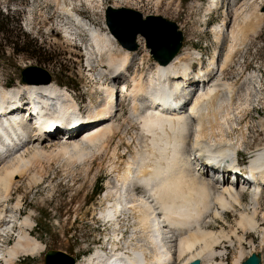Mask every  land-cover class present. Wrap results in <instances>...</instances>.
Listing matches in <instances>:
<instances>
[{
    "label": "bare ground",
    "instance_id": "1",
    "mask_svg": "<svg viewBox=\"0 0 264 264\" xmlns=\"http://www.w3.org/2000/svg\"><path fill=\"white\" fill-rule=\"evenodd\" d=\"M85 3L90 7L94 4L100 6L102 0H85ZM213 5L215 6L212 4L208 7V11ZM235 6L236 4L233 5V9ZM242 7H244L242 10H246L247 5ZM242 10L239 11L241 14ZM60 11L70 19L72 25L66 24L65 36L72 37L80 30L88 32L89 39L85 45L88 61H101V57L108 55L107 70H105L107 75L115 76H110L113 83L118 79L122 81L116 76L127 73L131 66L132 61L128 51L118 48L119 54L120 52L122 54L120 58L114 57L111 52L116 50L118 45L110 34L91 30L86 21L68 7L61 6ZM240 13H236V17ZM246 16L241 24L234 20L229 32L223 29L226 28L224 22L215 28L220 33V37L224 36V31L227 32L226 39L230 44L221 63L218 60V54L214 53L209 63L210 69L193 72L191 67L181 60L182 54H179L166 66L156 64L147 75L135 74L130 77L129 89L125 82L120 84L126 90L125 97H128L132 103V117L134 115V118L140 121L141 135L145 137L147 145L144 150H138L133 157L128 158L121 172L116 174L114 185L108 186L104 199L110 201L115 196L117 199L122 198L123 203L126 204L127 200L118 193L119 188L121 186L129 188L131 183L143 186L141 191L145 195L137 193L136 195L133 192L127 197L131 200L129 211L135 215V220L139 223L141 239L148 245L140 243L141 246L138 244L137 247H133L134 249L126 250L122 247L124 251H121L119 246L124 237L119 238L114 231L115 239L106 242L109 249L107 246L104 251L97 249L76 264H174L180 260L179 264H190L193 260H200L201 264H222L215 260L221 257L223 252L216 251L215 248L222 238L228 239V237L223 230L216 233L208 229L214 219H220L223 213L239 207L250 211L248 214L245 212L239 214L240 221L237 227L243 232L257 231L259 226L256 219L259 215L264 221V214L258 211V202L261 197L259 188L251 189L250 205H244L241 190L234 188L233 184L229 183L230 179L219 182L218 179L222 177L223 172H216L217 169L229 171L236 166L238 152L249 131L248 122L244 125L239 123L248 109L249 103L246 101L250 99V91L253 96L260 97L259 90H255L254 87L252 90L246 87L244 99H241L242 96L238 95V90L233 85H222L219 82L212 85V79L217 72L221 76L231 64L235 51L245 42L248 31L255 30V25L252 28H250L252 25L249 27L250 15L249 19ZM253 16L252 21H255L253 23L259 25L263 23V13L256 11ZM220 37H217V40ZM196 55V57L200 56ZM88 67L91 66L88 65ZM190 76H193L192 80L196 81L190 83ZM253 78L255 75L251 77ZM206 81L207 83L202 85ZM257 81L260 85L259 79ZM23 85L25 88L34 85L41 90L43 93L41 96L44 99L42 103L48 111L73 117L77 113L74 110L76 105L68 104V92L62 91L51 82L46 83L45 78L42 82L26 83L25 81ZM195 88H198L199 93L194 97L191 92L196 90ZM19 91L20 89L10 92L0 90V104L6 102L7 95H14ZM103 94L104 99L99 100V104L87 114L92 121L105 120L108 122L107 125L101 128L95 126L94 129L91 128L85 132L83 130L84 133L79 139L76 138V132L69 134L64 141H61L57 135L45 136L36 132H27L31 128L29 125L26 127L27 131L16 123L12 126L10 120L14 117L6 116L5 111H0V205L9 198L14 178L26 175L25 172L31 161L48 153L42 144L46 139L47 142L54 144L52 150H49L51 147H46L51 154L62 153L64 156L81 159L86 153L107 152L109 142L117 129L113 124L118 111L116 110L113 114V102L117 96L114 85L107 86ZM166 97L168 99H162ZM187 99L189 103L183 106ZM158 102H162L161 106L164 110L169 107L175 108L176 111H173L175 116L152 113L151 109L155 108ZM179 109L183 113L176 115ZM58 122L56 124L60 127H71L61 120ZM91 130L95 131L89 133ZM115 152L116 149L113 150L112 155H115ZM110 170V172L115 171L114 164L110 165ZM246 170L249 172L251 183L256 186L264 184V147L258 149L250 158ZM248 182V187L251 188V183ZM18 206L17 203L14 208ZM7 210V206L0 208V239L7 232H11L17 219L12 211L7 213ZM111 213L112 210L103 209L100 215L106 220L112 217L113 213ZM117 223L112 224L110 228L118 229ZM19 224L20 227L25 226L31 229L33 223L26 217ZM259 234L260 251L264 252L263 228H260ZM156 237L162 239L161 243L158 244ZM44 250L45 247L40 241L29 232L20 230L12 248L7 251L0 249V261L4 264H13L17 256L21 254L33 255ZM237 257L233 264H240L243 261L244 254L241 250ZM262 264H264V258Z\"/></svg>",
    "mask_w": 264,
    "mask_h": 264
},
{
    "label": "rangeland",
    "instance_id": "2",
    "mask_svg": "<svg viewBox=\"0 0 264 264\" xmlns=\"http://www.w3.org/2000/svg\"><path fill=\"white\" fill-rule=\"evenodd\" d=\"M235 3L236 6L233 9L232 4ZM212 4H215L213 7L219 8V11L214 13V16H208V12L210 13L213 8L208 11V7ZM108 5L114 8L132 9L143 16H161L176 23L184 35L183 62L190 66L191 62H195L193 60L196 62L201 60L202 63L199 64L198 71L201 69L206 71L211 68H209V63L214 53L218 54V60L221 63L230 44L226 39V34L229 32L232 22L235 20L241 24L246 15L248 19L251 17L248 22L250 23L249 27L252 25L250 27L252 28L255 25V30L248 31L245 42L235 51L231 64L227 66L222 75L220 76L217 72L212 79V85L219 82L222 85L235 86L238 95L242 96L241 99H244L246 87L248 90H252L253 87L257 90L255 87L259 88L262 84L263 90L260 92L261 88L259 89V98L256 95L253 96L250 91V99L246 101L249 103L248 109L243 117L244 120L241 119L240 122V125L248 122L249 127L246 140L241 148L244 153H239L238 157L242 159V162L239 159L240 165L245 167L250 159L248 154L254 149L264 147V21L261 25L252 21L254 20L252 16L256 11L264 14V0H102L100 6L94 4L92 7L88 6L85 0H0V23L7 24L8 27H6L9 30L7 36H0V44L5 45L4 40L6 43L16 42L18 47L23 46L24 49L29 44L35 51L34 56H28L26 53H14L6 47L4 52L0 53V87L7 85L10 88H7L6 91L10 92L11 90H21L24 81L26 83L42 82L45 76L39 72L24 74L26 80H23V73L28 67L41 68L51 77V84L68 92V104H75V111L80 104L82 112L86 113L85 117L89 118L87 113L99 104V100L104 99V89L113 85L110 76L114 75H107L105 71L107 70L108 55L101 57V61H88V57H85V45L89 39L88 32L80 30L72 37L65 36L66 24L71 25V22L60 11V7L65 6L72 9L86 21L91 30L95 29L104 34L101 30L105 24V10ZM243 5H247L249 9L246 7V10H242ZM240 10L243 11L242 14L239 12ZM236 13L240 14L236 17ZM207 18L212 19L209 25L205 24ZM223 22L226 24V28L223 29H227V32L224 31V36L220 37V33L215 28L221 26ZM217 37L220 38L217 40ZM138 40L144 42L141 37ZM113 45L115 47L114 43ZM118 48L111 52L116 58H120V54H122V52L119 54ZM128 53L132 61L127 70L128 75H120L121 77L118 75L117 78L129 80L135 74L147 75L149 69L152 70L153 66L150 60H141L140 55L135 56ZM196 54H201V57H196ZM104 73L106 75H103ZM259 73H262L263 77L260 78V85L257 81L260 77ZM254 75L255 78L251 79ZM220 79L221 81H219ZM206 83L207 81L202 85ZM221 94L223 93L221 92ZM131 107L132 103L127 97L124 106L118 110L114 118L113 124L117 129L111 138V143L109 142L107 152L86 153L81 159L64 156L62 153L51 154L49 150L53 149L54 144L47 142L46 139L42 144L48 153L46 152L44 156L31 161L27 168L28 172H25L26 175L14 178L9 198L0 205V208L7 206V213L12 211L17 217L11 232L6 233L7 236L11 233L14 236L7 243L2 237L0 249L7 251L12 248L20 230H22L29 232L40 241L45 250L33 255L21 254L17 256L13 264H44V256L50 250L64 252L75 258L76 262L83 261L90 253L92 254V250L94 252L97 249L106 250L104 244H101L103 234L106 236L108 234V237L111 235L108 238L110 241L115 239L114 231L118 235L119 228H103L101 226L100 217L102 219L103 217L100 215L102 212L100 194L105 188L108 191V186L114 185L109 176L110 165H115V171L118 167V173H120L128 158L133 157L138 150H144L147 145L145 137L141 135L140 121L131 115ZM260 107H262V111H258ZM66 116L67 118L73 117ZM80 137L81 135L76 136L77 139ZM26 138H28L27 134ZM61 141L63 140L61 139ZM46 147L51 148L48 150ZM114 149L117 153L112 155ZM136 193L145 195L143 191ZM249 197L250 192L242 194L244 205H250ZM17 203L19 206L15 209L14 206ZM244 212L248 214L250 211L235 207L233 210L230 209L223 213L222 218H215L214 222L208 226L209 230L216 233L223 230L228 237V239L222 238L216 245V251L223 252V255L215 260L217 263L233 264L238 258L240 250L245 258L248 248L244 246V242L249 241L247 244L253 245L254 243L259 246V249L261 248L259 230L263 227L260 226L259 217L256 219L259 226L257 233L251 234L250 232L248 234V231L245 233L237 227V223L240 221L239 214ZM126 215L128 216L121 220V222L125 221L126 225L121 222L117 223L124 234V240L119 246L121 250L123 248L134 249L138 244L139 246L147 244L141 239V233L138 230L140 226L135 220V215L131 211L126 212ZM26 217L33 223L31 229L25 226L20 227L19 223ZM134 228L137 230H133ZM244 234L246 235L244 236ZM252 250H249V253H252ZM255 253L257 254V251ZM180 262L181 260L174 264ZM0 264H4V262L0 261Z\"/></svg>",
    "mask_w": 264,
    "mask_h": 264
},
{
    "label": "water",
    "instance_id": "3",
    "mask_svg": "<svg viewBox=\"0 0 264 264\" xmlns=\"http://www.w3.org/2000/svg\"><path fill=\"white\" fill-rule=\"evenodd\" d=\"M105 23L109 33L127 51H136L137 38H143L152 59L162 66L174 60L183 45L184 36L178 25L161 16H143L132 9L108 5ZM31 72L42 73L46 83L51 82L48 73L38 67H28L23 75ZM25 75L23 80H26ZM44 264H76V259L64 252L50 250L44 256ZM190 264H200V261L194 260ZM241 264H262V257L260 254H251Z\"/></svg>",
    "mask_w": 264,
    "mask_h": 264
},
{
    "label": "trees",
    "instance_id": "4",
    "mask_svg": "<svg viewBox=\"0 0 264 264\" xmlns=\"http://www.w3.org/2000/svg\"><path fill=\"white\" fill-rule=\"evenodd\" d=\"M8 25L4 24V23H0V36H7L8 35ZM4 40V39H3ZM6 40H4L5 45L0 44V53L4 52L5 48L8 47L10 48L14 53H23V54H27L28 56H34L35 51L32 50V48L29 46V44H27V48L24 49L23 46L18 47V45L16 44V42H5ZM22 47V48H21Z\"/></svg>",
    "mask_w": 264,
    "mask_h": 264
}]
</instances>
